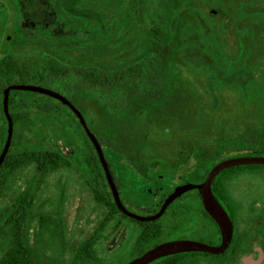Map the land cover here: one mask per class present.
Here are the masks:
<instances>
[{"label": "rangeland", "instance_id": "obj_1", "mask_svg": "<svg viewBox=\"0 0 264 264\" xmlns=\"http://www.w3.org/2000/svg\"><path fill=\"white\" fill-rule=\"evenodd\" d=\"M141 1L142 6L139 0L86 1L99 26H105L98 29L100 35L91 21L80 27L87 36L76 40L68 30L50 37L33 34L32 41L52 51L75 41L98 53L106 49L94 61L110 70L94 68L89 75L85 67L61 65L59 76H50L49 70L44 74L50 85L29 79H13L9 85L42 86L68 99L102 143L123 203L147 215L176 183L200 182L219 161L257 153L264 126V104L259 103V95L264 98V0ZM21 13L15 36L21 42L29 40V34L23 36L28 25L39 28L50 20L46 0H22ZM11 25L0 19L1 28ZM39 51L35 57L47 62L50 57ZM10 96L9 111L23 114L12 128V152L54 146L70 162L47 173L30 207L24 237L41 262L124 264L155 243H134L142 227L118 214L103 222L106 211L91 188L107 189L96 175L93 147L70 112L37 93L11 91ZM4 129L0 108V143ZM34 178L35 169L28 166L10 175L1 191L0 256L12 238V217L22 213ZM220 181L238 220L240 214L255 213V167L233 169ZM177 204V213H195L192 205L198 200L187 195ZM46 214L56 220L61 216L62 222L48 226L39 221ZM241 219L238 224L245 225ZM90 238L94 245L84 256L80 246ZM191 260L206 264L204 258Z\"/></svg>", "mask_w": 264, "mask_h": 264}, {"label": "trees", "instance_id": "obj_2", "mask_svg": "<svg viewBox=\"0 0 264 264\" xmlns=\"http://www.w3.org/2000/svg\"><path fill=\"white\" fill-rule=\"evenodd\" d=\"M0 1L4 3L3 7H0V19L2 18L3 23L8 22L10 24H13V27L12 25L7 27L5 26L2 28L0 27V33L2 34V38H3L1 40L2 42H0L1 111H2V91L6 86L10 84V81L13 79H19V80L29 79L40 82L43 85L44 84L50 85L47 79H44L45 76L44 74L49 70L48 72L50 73V76L52 77L59 76L62 72L61 65H65V66L69 65L71 67L78 68V70L80 71L81 68L85 67L86 73L89 75H93L94 68L103 67L102 64H98L94 60L97 56L104 54L106 49H103L102 52L98 53L89 48L87 49L83 48L80 45V43L75 41V42H68L65 45H59L55 48V50L52 51L51 48L48 47V45H42V44L38 45L34 41H32V39H34L33 37L37 35V34L33 35L34 33L42 34L44 37H50L51 35H57L58 32H61V35H63V32H65V30H68L69 31L68 34H71L75 40L80 39L81 37H86L87 35L83 32L84 29L80 28L84 21H91L93 23H96L97 32L100 35L99 33L100 28L105 29V26L103 23L100 24L99 26V24L94 19L93 9L91 7H87V5L85 4V2L89 0H46V2L49 4V13H47V15H48V19L50 18V20L48 22L44 21L41 24V27L39 28H35L33 25H28V27H26L24 31L29 33H23V36H25V34H29L28 37L29 40L24 42H21L19 39H15L16 27L18 30L20 20L22 19L21 18L22 0H0ZM27 1H31V0H27ZM138 5L142 6L141 0H139ZM64 17L68 18L69 20L70 24H68V26L64 25V20H63ZM55 25L56 28H54ZM147 47H148V43L146 44V49ZM37 50H40L39 51L40 53L49 56L50 59H47V62H44L42 61V59L36 58L35 55H37ZM145 50L143 49V52ZM18 56L19 58L21 57L22 59L25 56H32L34 59L26 58L21 60L18 58ZM33 66H36V68H33ZM103 69L110 70L111 67L108 68L103 67ZM104 78L108 79L107 75H104ZM11 103H13V99L9 94L8 105ZM63 107L67 109L65 106ZM8 112L12 120V125L19 122L23 118V114H19L16 112L12 113L9 111V109ZM70 114L73 116L78 126L80 127L74 115L71 112ZM4 122H5V129H4V135L2 141L0 143V150L4 144L6 137L7 122L5 119ZM83 135L85 139L88 141L84 133ZM14 143L15 140L13 139V134H12L9 150L6 156L4 157L2 164L0 165V194L1 191L4 189V187L6 186L8 182V177L10 175H13L15 172L21 171L28 166H32L35 169V178L33 179L35 180L34 182L35 184L33 187L29 186L28 187L29 189L26 191L25 196H23L24 203L23 205L21 204L22 213H20L19 216L12 217L13 220L12 221L13 232L11 235L12 238L8 248H6L0 256V264H43L41 260L38 258L37 254L31 248V246L27 243L24 237V230H25L24 228L31 219L30 217L31 204L34 202L35 195L39 191L41 184L44 182L47 173L50 171L58 170L59 168L69 167L70 162L66 157V155H64L56 148H54V146H52L53 148L51 147L32 148V149H22L17 152H12ZM100 145L103 151V155L107 161L108 168L112 173L111 164L108 162L106 153L103 150V145L101 142ZM93 153L95 156V161L100 170L99 174L96 175L101 176L104 185L107 189V191L105 192L104 191L97 192L95 189L93 190L91 188V190L94 191L93 193L94 200L98 204H100V206L103 207L106 211L105 218H103V222H107L108 219L111 218L114 214H119L123 218L133 221L123 216L114 206L110 191L108 189V185L104 177V173L99 165L98 159L94 151ZM252 167L253 166H238V167H231L228 169H224L217 174V176L214 178L212 182L211 189L213 195L216 196L217 199H219L220 203L223 206H226V208L229 210L230 213L232 212L228 205L227 195L221 185V181H220L221 176H223L225 173L233 169L252 168ZM26 199L28 200L27 202L25 201ZM177 202L178 199L170 203L163 214H176L178 212ZM159 205L158 207L155 208L154 211H156L159 208ZM202 212L204 213V211ZM52 217H54L52 214L40 215L39 221L41 220L46 221L48 226L49 225L54 226L58 221H59L58 224L62 222L61 216H58L57 218L55 214V218H57L58 221L54 218L52 219ZM159 220L160 219H157L156 221ZM43 221L42 223H44ZM146 224L150 225V223H146ZM158 234H159L158 228L152 226L144 227L142 228L140 234L138 235L134 243H138L142 241L147 242L150 239H154L155 243H157L159 242L156 239L158 237ZM94 239L95 238H90L81 244L80 248L84 256H87L89 254V250L93 248ZM236 239H237L236 235H234L231 245L237 244ZM199 254L200 253L190 252V253L170 255L158 259L156 261H153L150 264H190V262H193L191 258ZM228 254L230 257L235 256V253L234 254L230 253L229 250L222 255L211 256L208 254L207 256L212 258L214 264H217V263L226 262L227 260L226 258ZM229 261H234V259L231 258Z\"/></svg>", "mask_w": 264, "mask_h": 264}, {"label": "water", "instance_id": "obj_3", "mask_svg": "<svg viewBox=\"0 0 264 264\" xmlns=\"http://www.w3.org/2000/svg\"><path fill=\"white\" fill-rule=\"evenodd\" d=\"M11 91H27L33 92L40 95H44L51 99H54L60 102L63 106H65L69 111L74 115L77 119L79 125L83 129L86 137L94 148V151L97 155L98 161L103 170L106 183L108 185L113 204L116 209L124 216L138 221V222H149L159 218L168 207V205L173 202L174 199L182 195L183 193L191 190H196L199 197L203 210L205 213L214 221L216 226L220 232V242L218 245H206L201 242L192 241V240H172L157 244L156 246L146 250L141 255L130 259L125 264H150L151 262L158 260L163 257H167L170 255H176L181 253H190V252H201L207 253L210 255H220L224 252L231 241L232 237V223L227 215V212L221 206V204L217 201L215 196L211 191V184L214 178L217 176L219 172L224 169H228L231 167L238 166H247V165H264V157L258 156H241L234 158H227L218 163L214 164L207 174L205 175L202 182L193 184L186 183L183 185L176 186L172 192H170L166 198L163 200L159 209L153 214H136L126 208V206L122 203L119 197L118 190L114 183V180L109 171L107 162L102 152L101 145L98 139L94 136V134L88 129L84 118L80 111L75 108L71 102L66 99L64 96L55 92L51 89L42 87V86H33V85H21V84H13L6 86L2 91V112L7 122L6 129V137L4 144L0 151V165L2 164L4 157L6 156L12 136V120L8 112V98Z\"/></svg>", "mask_w": 264, "mask_h": 264}, {"label": "flooded vegetation", "instance_id": "obj_4", "mask_svg": "<svg viewBox=\"0 0 264 264\" xmlns=\"http://www.w3.org/2000/svg\"><path fill=\"white\" fill-rule=\"evenodd\" d=\"M260 66H262L261 63L259 64V68H260ZM259 99H260L259 103L264 104V98L260 97V95H259ZM3 119H5L4 115H3ZM81 130L83 131L82 128H81ZM259 132L260 133H259V138H258V142H257L258 147H257V151H256L257 153H255L254 156L264 157V138H263L264 126H263V124L260 125ZM99 143H100V141H99ZM96 157H97V155H96ZM108 162H109V160H108ZM99 165H100V163H99ZM100 167H101V165H100ZM253 167H255V182H256V192H255V201H256L255 206H256V208H255L254 214H248V215L243 214V216H242V214H240L238 217V218H240V220H238L237 217L234 216L233 213H230L229 210L226 208V206H223L220 203L219 199H217L215 196L217 201L221 204V206L227 212V215H228V217L232 223V227H233L231 241L222 254L226 253L228 250L230 253H233V254L235 253V256H233V257H230L228 254V256H227L228 260L226 262L217 263V264H264V165H262V164L253 165ZM97 168H98L97 169L98 172L96 174H99L100 170H99L98 165H97ZM111 169H112V167H111ZM110 173H111V171H110ZM111 176H112L114 183L116 185V188L118 190L120 200L122 201L121 195L123 196V194L121 193V190L117 184V180L115 178L113 171L111 173ZM202 181H200V182H202ZM200 182H193V180L188 179V180H182L181 182L176 183L164 195V197L160 201L161 202L160 205L162 204V202L166 198V196L170 192H172V190L176 186L183 185L186 183L197 184ZM211 191H212V189H211ZM152 192H153V190H152ZM187 195H192L195 198H197V200H198L197 206L192 205L193 207H195V213L162 214L159 218H157V219H160L159 221H156L157 219H155L153 221H149V222H138V221L133 220V221H135L134 223L138 224L142 228L147 227V226L148 227L152 226V227L158 228L159 234H158V237L156 239L159 242H157L155 244L153 243L146 250L156 246L157 244L167 242V241H172V240H178V239L197 241V242H201V243L206 244V245H218L219 244V242H220L219 229L216 226V224L214 223V221L203 210V208L201 206V202H200V197H199L197 191L196 190L187 191V192L183 193L182 195H180L179 197H177L176 199H178V201H179ZM176 199H174L173 201H175ZM122 203H123V201H122ZM180 204H181V202H180ZM160 205H159V207H160ZM200 207H201L202 211H204V213L201 211ZM156 211H153L150 214H153ZM119 216L121 218H123L121 215H119ZM241 217H243V218L245 217V219H246V221H244L245 225L243 224L242 226H240L238 224V222L242 221ZM126 218H128V217H126ZM123 219L128 220L125 218H123ZM124 220H122V221H124ZM128 221H130V220H128ZM133 221H130V222L132 223ZM146 223H150V225H147ZM145 225H147V226H145ZM238 225L240 226L241 229H238V227H239ZM234 235H236V238H237L236 243L237 244L231 245V242H232ZM153 240L154 239H152V241ZM251 241H253V242L251 243ZM146 250H144L143 252H145ZM142 253H140L139 255H141ZM191 253H200L199 255L194 256V257L206 259L205 260L206 264H214L212 261V258L207 256L208 255L207 253H201V252H191ZM203 254H205V255H203ZM222 254H220V255H222ZM139 255H137V256H139ZM137 256H135V257H137ZM211 256H213V255H211ZM135 257H133V258H135ZM238 257H239V262L236 263L235 260H237ZM231 258H233L234 261H229ZM130 259H132V258H130ZM245 259H249L250 262L247 263ZM192 263L193 262H190V264H192ZM193 264H199V262H195Z\"/></svg>", "mask_w": 264, "mask_h": 264}]
</instances>
